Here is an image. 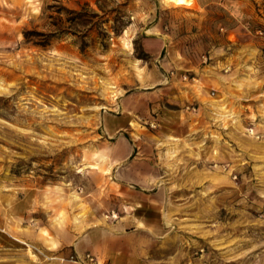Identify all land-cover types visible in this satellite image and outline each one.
I'll return each mask as SVG.
<instances>
[{
	"label": "rangeland",
	"instance_id": "obj_1",
	"mask_svg": "<svg viewBox=\"0 0 264 264\" xmlns=\"http://www.w3.org/2000/svg\"><path fill=\"white\" fill-rule=\"evenodd\" d=\"M167 3L0 0V264H264V0Z\"/></svg>",
	"mask_w": 264,
	"mask_h": 264
},
{
	"label": "crops",
	"instance_id": "obj_2",
	"mask_svg": "<svg viewBox=\"0 0 264 264\" xmlns=\"http://www.w3.org/2000/svg\"><path fill=\"white\" fill-rule=\"evenodd\" d=\"M148 44H153V46L155 47V50L160 52L163 49V47L165 46V39L163 36H156V37L147 39V41H144V48L146 50L149 49ZM148 52H150V51L148 50ZM137 167L142 168V172L140 171V173H142V175L140 177V182L137 184H139V186L142 188V194L147 196V195H149V192L151 191L150 188H152V190H154V188H155V184L150 183V180H149L150 168L146 164L145 159H143L142 163H139L137 165ZM124 181H125V183H128V184L132 183V181L130 179H124ZM49 250H52V251H50L52 256L48 257V259H50V260H47L46 264H73V263H69L68 261H61V256H62L61 253L53 251L54 249H49ZM71 250L76 254H81V253L86 252L85 251L86 249L80 243H74ZM80 264H82V263H80ZM83 264H85V263H83Z\"/></svg>",
	"mask_w": 264,
	"mask_h": 264
},
{
	"label": "bare ground",
	"instance_id": "obj_3",
	"mask_svg": "<svg viewBox=\"0 0 264 264\" xmlns=\"http://www.w3.org/2000/svg\"><path fill=\"white\" fill-rule=\"evenodd\" d=\"M164 1L167 3V2H170V1L183 2L184 0H164ZM48 260H50V259H48Z\"/></svg>",
	"mask_w": 264,
	"mask_h": 264
},
{
	"label": "built area",
	"instance_id": "obj_4",
	"mask_svg": "<svg viewBox=\"0 0 264 264\" xmlns=\"http://www.w3.org/2000/svg\"><path fill=\"white\" fill-rule=\"evenodd\" d=\"M87 258H89L91 260V258L89 257V255H86Z\"/></svg>",
	"mask_w": 264,
	"mask_h": 264
}]
</instances>
